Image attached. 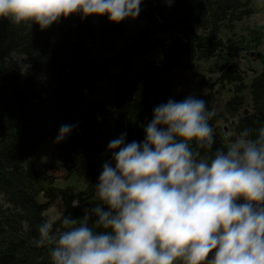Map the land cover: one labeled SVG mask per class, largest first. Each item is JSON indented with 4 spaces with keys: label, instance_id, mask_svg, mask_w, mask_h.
<instances>
[{
    "label": "trees",
    "instance_id": "16d2710c",
    "mask_svg": "<svg viewBox=\"0 0 264 264\" xmlns=\"http://www.w3.org/2000/svg\"><path fill=\"white\" fill-rule=\"evenodd\" d=\"M251 11L246 0H142L137 17L144 25L114 57L93 55L88 45L107 44L124 34L127 18L114 23L107 15L69 14L45 29L0 18V264H52L48 247L37 243L38 224L50 219L52 205L57 213L67 211L74 217L91 209L97 202L94 184L110 158L108 141L121 132H126V142L142 140L154 106L169 97L183 98L167 87L174 68L192 69L195 61L226 53L217 86L210 84L204 97L207 107L213 108L215 95L227 90L231 94L224 111L237 116L231 123L236 134L244 127L264 125V65L247 81L245 70L227 63L234 42L225 34ZM154 49L160 51L158 58L129 70L136 58ZM116 63H122L123 70L103 100H87ZM110 118L114 129L107 135L102 126ZM222 118L210 119L213 148L229 142L217 125ZM63 123L75 127L56 142ZM48 139L59 167L82 189L58 185V179L37 166L36 150ZM55 227L62 225L56 221Z\"/></svg>",
    "mask_w": 264,
    "mask_h": 264
},
{
    "label": "clouds",
    "instance_id": "9594fccd",
    "mask_svg": "<svg viewBox=\"0 0 264 264\" xmlns=\"http://www.w3.org/2000/svg\"><path fill=\"white\" fill-rule=\"evenodd\" d=\"M141 4L0 0V18L40 29L77 13L118 23ZM214 113L203 96L169 97L154 106L142 140L111 138L97 202L81 217L61 211L37 226L52 264H264V125L225 131L227 145L213 148ZM73 127L61 124L55 141Z\"/></svg>",
    "mask_w": 264,
    "mask_h": 264
},
{
    "label": "rangeland",
    "instance_id": "374dc122",
    "mask_svg": "<svg viewBox=\"0 0 264 264\" xmlns=\"http://www.w3.org/2000/svg\"><path fill=\"white\" fill-rule=\"evenodd\" d=\"M246 1L252 8V11L241 21L236 22L233 31H226L227 33L225 35L226 37H230L234 42V48L230 49L234 54L228 55L229 59L227 63L238 69L245 70L246 80L248 81L253 72L264 65V0ZM127 21L128 25L126 32L113 41H109L107 44L98 41L90 42L88 47L91 54L114 57L117 55L121 46L134 40L137 36L138 29L144 25V21H141L137 16L135 18H127ZM157 35H159V33L154 34L152 37H157ZM159 55L160 51L158 49L141 55L129 66V70H135L145 62L158 58ZM226 55L227 54L224 53V55L211 58L209 61H195L192 69H187L182 66L174 68L167 77L168 90L181 95L183 98L190 93L205 97L209 90V85L215 83L220 67L225 60L223 56ZM121 70H123L122 63H116L114 66L110 67L106 76L96 84V87L87 95L86 99L103 100L106 90L113 85V78L116 73ZM214 85L217 86L216 84ZM215 86L214 88H216ZM227 87L229 89V86ZM230 94L231 93L227 90L216 94L213 109L216 102H223V106L217 114H222L223 118L217 122V125L222 131H231L236 135L231 129V123L236 120L237 116H232L224 111L226 100ZM244 94L246 97L244 108L248 109L250 103L249 90H244ZM102 129L104 133L110 135L114 129L113 119H108L107 123L102 126ZM103 132L102 135L104 134ZM35 160L39 168L46 169L51 175L58 179V181H56L58 185L63 186L71 184L77 190L83 188L78 180L71 175H67L59 167V156L49 139L44 140L39 145L36 150ZM57 211V206L52 205L49 210L50 219L55 217Z\"/></svg>",
    "mask_w": 264,
    "mask_h": 264
},
{
    "label": "water",
    "instance_id": "95a60500",
    "mask_svg": "<svg viewBox=\"0 0 264 264\" xmlns=\"http://www.w3.org/2000/svg\"><path fill=\"white\" fill-rule=\"evenodd\" d=\"M222 106H223V102L222 101H219V102L215 103V105H214V110H215L214 115H217L219 113V111L222 108Z\"/></svg>",
    "mask_w": 264,
    "mask_h": 264
}]
</instances>
